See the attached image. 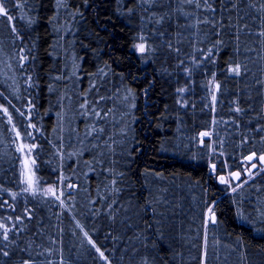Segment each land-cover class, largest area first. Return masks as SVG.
<instances>
[{
    "label": "trees",
    "instance_id": "trees-1",
    "mask_svg": "<svg viewBox=\"0 0 264 264\" xmlns=\"http://www.w3.org/2000/svg\"><path fill=\"white\" fill-rule=\"evenodd\" d=\"M0 4V264H264V0Z\"/></svg>",
    "mask_w": 264,
    "mask_h": 264
},
{
    "label": "rangeland",
    "instance_id": "rangeland-1",
    "mask_svg": "<svg viewBox=\"0 0 264 264\" xmlns=\"http://www.w3.org/2000/svg\"><path fill=\"white\" fill-rule=\"evenodd\" d=\"M140 45L144 46V50H145V44L143 42L138 43L137 45V49L138 51L142 52L140 50ZM205 136V134L203 135ZM19 147H20V151H21V160H22V172H23V177H24V181L26 183V186L32 190V191H38L40 189V184H39V179H38V175H37V171H36V161H35V156H34V145L31 144L30 142H27L26 140L23 139V137L19 134ZM264 166H262L261 169H263ZM233 171H229L227 173V175H222L220 176V180L221 177L224 178V182L228 185L231 186V189L236 188L237 186H240L244 181H240V183H234L232 178H231V173ZM243 179V178H242ZM236 184V186H235ZM44 190L47 193L50 194H58L61 195L64 191L63 187H55L53 185H47L45 186ZM213 206L209 207L207 209V221L209 222L210 218H212V214H213Z\"/></svg>",
    "mask_w": 264,
    "mask_h": 264
},
{
    "label": "water",
    "instance_id": "water-1",
    "mask_svg": "<svg viewBox=\"0 0 264 264\" xmlns=\"http://www.w3.org/2000/svg\"><path fill=\"white\" fill-rule=\"evenodd\" d=\"M251 157V159H249ZM261 157H264V153L261 155H258L256 153H251L247 155L242 161L245 162L244 164V170L241 171L239 169L234 170L231 173V178L234 183H239L242 178L244 177H250L254 172L260 170L262 166H264V159H261ZM247 164H249V167H247ZM216 165L213 164V168H215ZM235 173H239L238 178L234 175ZM213 222L216 221V214H212Z\"/></svg>",
    "mask_w": 264,
    "mask_h": 264
},
{
    "label": "snow or ice",
    "instance_id": "snow-or-ice-1",
    "mask_svg": "<svg viewBox=\"0 0 264 264\" xmlns=\"http://www.w3.org/2000/svg\"><path fill=\"white\" fill-rule=\"evenodd\" d=\"M0 14H5V15H7V11H6V9L3 7V5L2 4H0ZM12 17H10L9 16V19H11ZM140 47V50L141 51H144V46L143 45H140L139 46ZM234 71H236L237 73H239V68L237 67ZM7 111V109H5V112ZM249 159H251V157H249ZM261 159H264V157H261ZM237 178H238V176H239V173H235L234 174ZM221 182H224V178L223 177H221ZM0 227H2V225H0ZM5 239H7V236L5 235ZM91 242V241H90ZM97 251H99V249H97ZM101 255H103L102 253H101Z\"/></svg>",
    "mask_w": 264,
    "mask_h": 264
},
{
    "label": "flooded vegetation",
    "instance_id": "flooded-vegetation-1",
    "mask_svg": "<svg viewBox=\"0 0 264 264\" xmlns=\"http://www.w3.org/2000/svg\"><path fill=\"white\" fill-rule=\"evenodd\" d=\"M247 167H249V164H247Z\"/></svg>",
    "mask_w": 264,
    "mask_h": 264
}]
</instances>
